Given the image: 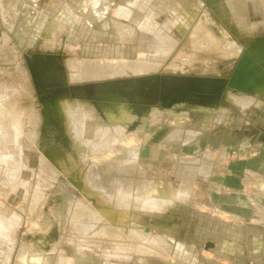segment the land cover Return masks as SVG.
<instances>
[{"label": "rangeland", "instance_id": "rangeland-1", "mask_svg": "<svg viewBox=\"0 0 264 264\" xmlns=\"http://www.w3.org/2000/svg\"><path fill=\"white\" fill-rule=\"evenodd\" d=\"M158 1L0 0V264H264V74L143 73L178 37ZM229 1L255 75L264 0Z\"/></svg>", "mask_w": 264, "mask_h": 264}, {"label": "bare ground", "instance_id": "bare-ground-1", "mask_svg": "<svg viewBox=\"0 0 264 264\" xmlns=\"http://www.w3.org/2000/svg\"><path fill=\"white\" fill-rule=\"evenodd\" d=\"M230 2L232 3V1L229 0H226V2H224V0H214L213 5L216 14H213L212 11L207 9L203 0H159L158 4H160L164 10L169 12L171 19L170 24H172V28L176 29L178 37L171 38L169 36H165L162 33L159 37L169 44H162L161 46H158L157 49H161H159L160 51H158V53H156V56H154L155 60L152 58V61L154 62L151 61L150 63V58L149 60L147 59V62L149 63H143L140 60L144 64L143 67H138V69L132 65L134 69L140 70L141 68L142 72L146 70L150 71L151 69L154 70L158 68V66L160 65L159 68L161 67L160 69L165 72L178 73L179 75H197L199 76L198 87L196 88V90H190L191 92H199V86H201L205 82L206 84L208 83L207 86H211L213 84V81L217 80L218 78L223 77L225 79L226 76L230 74L233 67L231 59H234L235 57L238 58L241 54L243 48V43L241 41L244 42V40H242L244 39L243 35L247 32V34H250L251 32L248 27V19L245 17L243 18L240 15H236L235 12L232 11ZM221 8L224 9V11L226 10L225 13L222 12L224 14L221 13ZM150 23L151 22H144L142 28L149 31L153 30L154 27L151 26ZM168 32H170V30H168ZM161 39L159 41H161ZM249 39H251L250 36ZM247 41L248 40H246L245 42ZM54 45L56 48L57 44ZM262 45L264 46V44ZM261 49L263 50L262 52L264 54V47H262ZM144 62H146V60ZM133 67H131V69H133ZM242 67H245V65H243ZM126 69L123 70L124 72H121L120 69V72H116L115 76L117 77L118 75L120 76L131 72V74H134L133 71L129 68V70ZM110 70L111 69H109V71ZM138 72L139 71H137L135 74H137ZM113 76L114 73L112 77ZM213 78L215 79L213 80ZM248 81H250L251 83L250 86H252L254 89L260 90L258 88H260L262 84L255 82L253 79H250ZM13 98H9L7 100V108L9 107L11 110H14L15 104H19V102H16L15 98ZM12 107L14 108L12 109ZM20 108H22V105L20 106ZM15 111H13L14 114ZM19 111L21 112V109ZM16 117H18V115ZM18 264H25V262L22 261Z\"/></svg>", "mask_w": 264, "mask_h": 264}, {"label": "water", "instance_id": "water-1", "mask_svg": "<svg viewBox=\"0 0 264 264\" xmlns=\"http://www.w3.org/2000/svg\"><path fill=\"white\" fill-rule=\"evenodd\" d=\"M258 41V40H257ZM255 51L257 53H259L256 48H255ZM260 54V53H259ZM261 55V54H260ZM262 56V55H261ZM263 58V57H262ZM257 59L259 60L260 58L257 56ZM264 59V58H263ZM260 61V60H259ZM262 61V60H261ZM254 64V63H253ZM253 64H250V63H247L246 61H244V59L242 60L241 64H240V67L238 69L237 72H235V74L233 75L232 74V70L230 72L229 75L226 76V78L224 79L223 77H220L218 78L217 80L213 81L215 78H213V84L211 86H207L206 82L204 84L201 85V91H205V92H209V93H212L211 90H217L219 93H217V95H220V94H223L226 90L224 88V86H226V89H227V85L233 87L234 89L236 90H240V91H243L241 88H240V82L243 83L242 85L245 87V86H249L250 89H253L250 83V80L251 78H259L263 76L264 74V70L259 68L257 70H255V75H250V72L253 70ZM242 65H245V67H242ZM263 71V73L261 74L260 72ZM159 73H162V74H167V75H178V76H181V75H186V76H190L191 78H194V81L196 83V88L198 87V81H199V76L197 75H193V74H178V73H171V72H159ZM142 75H146V74H141V75H136V76H142ZM257 76V77H256ZM125 77H132V76H124V77H113V78H107V79H99V80H84L83 82H86V81H89V82H96V81H102V80H110V79H115V78H125ZM251 77V78H250ZM202 78V77H201ZM200 78V79H201ZM207 79V78H205ZM211 80V79H210ZM72 81V80H71ZM211 81V82H212ZM217 81V82H216ZM73 82H76V81H73ZM219 82V83H218ZM223 83V84H222ZM207 87H210V88H207ZM195 88V90H196ZM208 89V90H206ZM222 89V90H221ZM221 90V91H220ZM245 92V91H243ZM114 92H112L113 94ZM189 93V92H188ZM192 94V92H191ZM212 95V94H210ZM113 98H115V93L112 95ZM118 97V96H117ZM182 98V97H181ZM179 98V99H181ZM174 100V99H173ZM172 100V102H173ZM177 100V99H176ZM167 103V100L165 101ZM172 102H169V103H172ZM168 103V104H169Z\"/></svg>", "mask_w": 264, "mask_h": 264}, {"label": "flooded vegetation", "instance_id": "flooded-vegetation-1", "mask_svg": "<svg viewBox=\"0 0 264 264\" xmlns=\"http://www.w3.org/2000/svg\"><path fill=\"white\" fill-rule=\"evenodd\" d=\"M188 91H190V90H185V89H183V90H180L179 93L187 94ZM192 91H193V90H192ZM182 97H183V96H182ZM195 98H196V97H195ZM183 99L187 100L188 98H187V97L185 98V96H184V97L182 98V100H183ZM58 102H59V101H57V103H58ZM168 102H170V101H168ZM181 102H182V101H181ZM49 104H50V103H48L47 105H45V107H48ZM85 104H86V103H85ZM50 105H51V104H50ZM115 105H116V104H115ZM125 106H126V108L130 111V112H129L130 116H131V114H134V113H133L134 109H132V108H130V107H127L126 104H125ZM57 107H58V104H57ZM114 108H115V107H113V109H114ZM58 109H59V107H58ZM111 109H112V108H111ZM111 109H109V110H111ZM59 110H60V109H59ZM61 112H62V111H61ZM108 114H109V113H108ZM107 118H108V117H107ZM110 120H113V119H110ZM116 120H119V119H116ZM116 120H115V121H116ZM126 126H127V125H126ZM53 150H56V149H53ZM56 151H57V150H56ZM52 155H53V157H55L54 154H52ZM74 171H77V170H74ZM72 172H73V171H72Z\"/></svg>", "mask_w": 264, "mask_h": 264}]
</instances>
